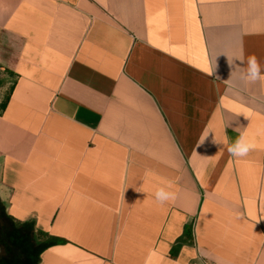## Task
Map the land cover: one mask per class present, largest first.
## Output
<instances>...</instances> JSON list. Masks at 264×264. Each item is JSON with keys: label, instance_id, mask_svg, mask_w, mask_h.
<instances>
[{"label": "crops", "instance_id": "0c3cea01", "mask_svg": "<svg viewBox=\"0 0 264 264\" xmlns=\"http://www.w3.org/2000/svg\"><path fill=\"white\" fill-rule=\"evenodd\" d=\"M241 50L264 66V0H0V264H264Z\"/></svg>", "mask_w": 264, "mask_h": 264}, {"label": "clouds", "instance_id": "9594fccd", "mask_svg": "<svg viewBox=\"0 0 264 264\" xmlns=\"http://www.w3.org/2000/svg\"><path fill=\"white\" fill-rule=\"evenodd\" d=\"M236 60L241 61L245 65V61L243 59V50H241L240 56L233 57L231 59L228 58V63L233 69L229 79H231L232 74L235 71L239 72L241 79L249 83H255L257 81L264 82V66L261 65L255 55H250L247 57L246 66L244 67L236 66ZM208 74L212 75L213 71L209 70ZM216 79L220 78L217 76ZM256 147L257 145L255 139L250 137L247 133L242 132L238 135L235 141L229 145L228 152L233 157H245ZM168 187L169 186L166 185H158L155 188L154 197L155 200L160 204H163L174 198V194L168 190Z\"/></svg>", "mask_w": 264, "mask_h": 264}, {"label": "rangeland", "instance_id": "374dc122", "mask_svg": "<svg viewBox=\"0 0 264 264\" xmlns=\"http://www.w3.org/2000/svg\"><path fill=\"white\" fill-rule=\"evenodd\" d=\"M16 251V252H15ZM15 251H12V250H2L1 251V254L3 255V254H5V258L7 259V260H14V258L15 257H20L21 256V253H20V248H18V249H16ZM29 264H32V255H31V257H30V262H29Z\"/></svg>", "mask_w": 264, "mask_h": 264}, {"label": "trees", "instance_id": "16d2710c", "mask_svg": "<svg viewBox=\"0 0 264 264\" xmlns=\"http://www.w3.org/2000/svg\"><path fill=\"white\" fill-rule=\"evenodd\" d=\"M4 106H5V100L0 103V110H2ZM0 245H6V243L2 241L1 238H0Z\"/></svg>", "mask_w": 264, "mask_h": 264}]
</instances>
